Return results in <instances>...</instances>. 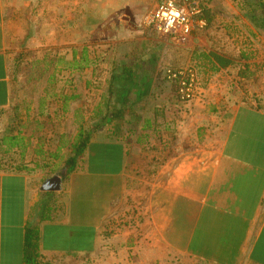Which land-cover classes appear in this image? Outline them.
<instances>
[{"label": "crops", "instance_id": "obj_1", "mask_svg": "<svg viewBox=\"0 0 264 264\" xmlns=\"http://www.w3.org/2000/svg\"><path fill=\"white\" fill-rule=\"evenodd\" d=\"M156 3L0 0V264H264V0L213 1L182 47ZM191 65L182 105L164 70Z\"/></svg>", "mask_w": 264, "mask_h": 264}, {"label": "built area", "instance_id": "obj_2", "mask_svg": "<svg viewBox=\"0 0 264 264\" xmlns=\"http://www.w3.org/2000/svg\"><path fill=\"white\" fill-rule=\"evenodd\" d=\"M200 0H157L143 18L144 24L167 36L175 46H185L195 28L204 26ZM165 80L174 86L177 101L186 105L201 93V77L194 66L166 68Z\"/></svg>", "mask_w": 264, "mask_h": 264}, {"label": "trees", "instance_id": "obj_3", "mask_svg": "<svg viewBox=\"0 0 264 264\" xmlns=\"http://www.w3.org/2000/svg\"><path fill=\"white\" fill-rule=\"evenodd\" d=\"M258 8L261 11V14L263 15V21L261 23V26L264 28V4H260L258 6ZM209 12H207V10H205V16L202 15V18L205 20L207 19V15ZM212 46H214V43H212ZM197 60H200L202 63H209V68L211 71L216 72L217 70H219L220 68H225L227 66H229L232 61L234 59H246V57H244L241 54H238L236 56H228L226 54H220L219 52H208V53H198V55H196ZM242 73V72H241ZM243 76H246V74L244 75V73H242ZM89 140V135L88 134H80L76 140V143L74 144L73 148H72V156L69 157L66 161V168L69 169L68 171H72L77 159L82 155L83 150L85 149L87 143ZM29 237V236H28ZM29 239L27 243H29ZM29 249V244L26 246ZM26 264H34V263H26Z\"/></svg>", "mask_w": 264, "mask_h": 264}, {"label": "rangeland", "instance_id": "obj_4", "mask_svg": "<svg viewBox=\"0 0 264 264\" xmlns=\"http://www.w3.org/2000/svg\"><path fill=\"white\" fill-rule=\"evenodd\" d=\"M213 1H215V0H200V2H201V4H202V7H203V9H202V15L203 16H205L206 14H205V10H207V12L209 11L208 10V6H210L212 3H213ZM233 1H235V0H233ZM243 10H246V7H244V8H242ZM202 15H201V18H202ZM209 15V14H208ZM207 15V16H208ZM218 16L219 17H221L220 16V14H218ZM203 19V18H202ZM226 41V40H225ZM235 43V42H234ZM244 43H246V42H244ZM243 43V44H244ZM214 44H215V47L216 48H220L221 46H222V39H218V37L215 39V41H214ZM236 46V45H235ZM238 55V54H237ZM245 57V56H244ZM252 73V72H251ZM200 74V73H199ZM245 74H247V73H245ZM253 74V73H252ZM248 75V74H247ZM249 76V75H248ZM200 77H201V74H200ZM249 88H253L252 87V85L251 86H249ZM255 93L254 92H252V95H254ZM92 166H93V164H92Z\"/></svg>", "mask_w": 264, "mask_h": 264}]
</instances>
